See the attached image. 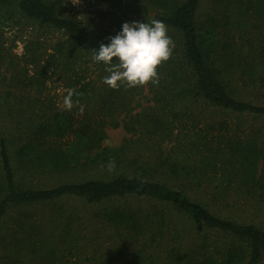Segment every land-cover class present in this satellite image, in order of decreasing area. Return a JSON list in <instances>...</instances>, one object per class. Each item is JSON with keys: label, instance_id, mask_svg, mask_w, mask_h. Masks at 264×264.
<instances>
[{"label": "trees", "instance_id": "1", "mask_svg": "<svg viewBox=\"0 0 264 264\" xmlns=\"http://www.w3.org/2000/svg\"><path fill=\"white\" fill-rule=\"evenodd\" d=\"M99 1L114 8L122 0ZM125 1L135 9L136 21H163L175 47L157 69L158 85L108 86L101 100L106 114L123 113L129 121L125 130L160 140L159 149L173 135L183 136L185 146H195L176 108L181 103L203 102L236 114L235 127L221 125L226 134L213 136L214 145L204 140L202 149L193 150L196 158L165 152L144 157L130 141L116 149L102 146L103 120L61 111L43 99V89L55 70L61 73L58 78L68 73L67 91L83 94L74 95V101L90 99L95 80L75 72L73 64L92 60L94 48L115 34L64 14L61 0H0V231L10 211H16L13 224L0 234V260L264 264V138L251 127L242 129L239 121L245 116L264 120V103L239 96L249 89L264 101V0ZM21 21L27 28L56 31L63 40L47 53L38 37H29L17 57L14 44H6L5 29ZM96 67V79L103 81L109 75L105 65ZM144 87L152 106L132 113L135 96ZM93 95L101 97L100 90ZM110 124H119L115 116ZM110 160L116 165L112 172L107 169ZM97 171L103 176L94 177ZM163 174L181 179L179 186L164 180ZM52 177L59 182L45 185ZM64 200L90 207L86 234L78 216L58 203ZM213 205L244 215L223 216ZM39 207H48L46 215H37ZM182 219L189 242L173 225ZM81 238L84 246H79ZM81 247L86 255L77 262Z\"/></svg>", "mask_w": 264, "mask_h": 264}, {"label": "rangeland", "instance_id": "2", "mask_svg": "<svg viewBox=\"0 0 264 264\" xmlns=\"http://www.w3.org/2000/svg\"><path fill=\"white\" fill-rule=\"evenodd\" d=\"M61 6V11L64 14L74 16L75 18L84 22H89L98 31H108L114 33L115 35L122 30V25L124 22L136 21L135 17H133L135 9L131 7L130 3L126 2L125 0H122L114 8H112L109 3L99 0H81L79 4H73L72 0H61ZM206 7L207 4H204V10L206 9ZM22 23L23 22L21 21L20 26L12 25L5 29V36L7 38L6 44H10V41L12 44H14L12 53L17 57L21 56L23 51V43L29 37H38V40L42 43L43 46L42 51L46 50L47 53L52 52V48L56 42L63 40V36L56 31L48 29H31V27H24V24ZM84 58L86 57L84 56ZM72 69L80 74L83 72L85 76H87L88 78H92L95 81L94 90L89 94L91 98L82 103H79L80 105L84 106L83 113L81 114L79 105L73 107L71 111L77 118H83L86 115L88 116V118L95 119L96 121L103 120L105 122L104 130L106 137L101 142V145L108 148L116 149L126 144L127 141H130L133 145L139 148V151L142 155H144V157L147 155L156 154L158 152H165V154H175L178 158H181L183 156L188 158H196L197 155L193 154V150L202 149L200 146L204 140L207 142L209 141L210 144L214 145L213 136H216L220 132L226 134L224 129L220 128L221 125L227 126L228 129L231 130L235 127V124L237 122L236 114L230 113L220 108L212 107L203 102H200L199 104L181 103L180 105H177L176 108H178V111L181 113V122H184L186 124L187 130L189 131L187 134L192 137V142L195 143V146H185L188 141L183 136L178 135L177 137H175L173 135L171 137L172 139L163 143L161 149H159L157 142L160 140L149 141L143 138L138 132H127L124 128V123H129V121H127V118L124 117L123 113L120 115L114 114L113 116H109L106 114V110L103 108L101 100L104 99L103 97L105 96V89H107L108 85L104 84L99 79H96L97 67L94 61L86 58L73 64ZM58 74L61 73H58L55 70L48 74L44 85L45 88L43 89V99H50L53 103L56 104V106L62 105L63 97L66 95L67 91L65 77L68 76L67 73L63 74L61 78H58ZM99 90L101 92V97L93 95L96 94ZM248 90L239 93L241 99L251 100L258 104L264 103L263 100L256 98V94L251 93L252 91ZM31 95L33 96V92L31 93ZM150 96L151 95L147 91V87H144L141 94H137L135 96V100L133 103L134 110L132 113L139 112L142 108L152 106V103L149 102ZM95 100H97L98 102H96ZM148 113L151 115L152 112ZM114 116L119 123L116 126H112V124H110L111 120L114 119ZM165 116L167 117L168 115ZM239 121L242 122V129L247 130L251 127L255 130H258L260 132L259 136L261 138H264L263 119L254 118L252 116H245L242 117ZM4 124L8 125V121H4ZM0 132H2V128H0ZM178 137L183 140V143ZM93 176L101 177L103 176V173L101 171H97V173H95ZM161 177L164 180H168L175 186H179L181 182V179H176L173 177L168 178L164 174ZM57 178L58 177H52L49 180L46 179L45 185L49 186L51 184L58 183L59 179ZM65 180L67 179L62 178V181ZM58 203H63L66 209L74 212L78 216L77 221L79 223V228H83L82 232L83 234H86L87 231L85 230V228L87 229V218L90 212V207L84 202L78 200H64L59 201ZM213 207L221 210L220 212L217 211V213H222L223 216L240 217L244 215L241 212L237 211H223V209L219 208L218 205H213ZM27 209L34 210L33 208ZM36 209H38L37 215L45 214L46 212H48V207H39ZM14 213H16V211L15 209H12L5 223L2 225L3 229L0 231V234H3L5 232L4 229L13 224L10 219L12 216H14ZM250 218L253 219L254 217L246 216L247 220H250ZM254 221L258 222L256 218H254ZM173 225L178 229V231L176 232L180 233L182 237L186 236L184 242H189L190 231L186 227V222L183 219L179 221L175 220L173 222ZM79 244V246H84V244H82V238L80 239ZM0 255H4V251H0ZM85 255V249L81 252H78L76 254V261H81L85 257ZM0 264H3L2 259L0 260Z\"/></svg>", "mask_w": 264, "mask_h": 264}, {"label": "clouds", "instance_id": "3", "mask_svg": "<svg viewBox=\"0 0 264 264\" xmlns=\"http://www.w3.org/2000/svg\"><path fill=\"white\" fill-rule=\"evenodd\" d=\"M81 0H72L79 4ZM110 42H101L99 48H94L92 61L103 62L105 71L109 74L103 78V83L112 89L145 86L148 83L159 84L158 67L168 61L175 47L174 41L167 34V26L163 21L153 19L150 23L132 21L124 22L122 30L107 38ZM82 93L75 89H68L63 97L61 111H71L79 105L81 114L84 106L73 96ZM115 161L110 160L107 169H115Z\"/></svg>", "mask_w": 264, "mask_h": 264}]
</instances>
